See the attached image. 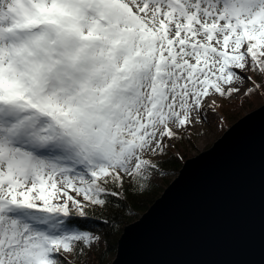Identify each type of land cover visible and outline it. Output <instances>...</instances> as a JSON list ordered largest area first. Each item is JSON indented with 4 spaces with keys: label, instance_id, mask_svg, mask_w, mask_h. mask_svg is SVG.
Instances as JSON below:
<instances>
[{
    "label": "snow or ice",
    "instance_id": "1",
    "mask_svg": "<svg viewBox=\"0 0 264 264\" xmlns=\"http://www.w3.org/2000/svg\"><path fill=\"white\" fill-rule=\"evenodd\" d=\"M264 95V0H0V264H74L220 100Z\"/></svg>",
    "mask_w": 264,
    "mask_h": 264
},
{
    "label": "water",
    "instance_id": "2",
    "mask_svg": "<svg viewBox=\"0 0 264 264\" xmlns=\"http://www.w3.org/2000/svg\"><path fill=\"white\" fill-rule=\"evenodd\" d=\"M111 264H264V103L187 159Z\"/></svg>",
    "mask_w": 264,
    "mask_h": 264
},
{
    "label": "trees",
    "instance_id": "3",
    "mask_svg": "<svg viewBox=\"0 0 264 264\" xmlns=\"http://www.w3.org/2000/svg\"><path fill=\"white\" fill-rule=\"evenodd\" d=\"M264 103V97L261 94L249 98H237L233 100H221L219 111L225 122L233 124L237 119L244 116L245 113L255 110ZM190 151L187 149H177L176 146L168 150V154L159 159L161 167L160 180L151 181L138 194L131 191L123 201L113 200L112 207L105 210L101 220H109L110 227L105 228L97 221L93 223L105 234L100 248L92 251L91 256H85L83 260L75 261L86 262V264H111L115 257L119 238L125 226L137 220V215L144 214L162 194L163 190L171 182V175L179 172L182 164L190 157Z\"/></svg>",
    "mask_w": 264,
    "mask_h": 264
},
{
    "label": "rangeland",
    "instance_id": "4",
    "mask_svg": "<svg viewBox=\"0 0 264 264\" xmlns=\"http://www.w3.org/2000/svg\"><path fill=\"white\" fill-rule=\"evenodd\" d=\"M220 103L221 100L218 101V104ZM218 109L219 107H217L214 111H210L206 109L204 113V115L206 116L205 120H203L200 124L196 125L195 128L191 129L189 134H186L182 140L173 141V144L176 145V148L189 150L190 151L189 158L195 157V154L198 155L199 152H203V151L206 152V150H208L214 144V142H216L217 139L222 136V134L226 131V129H228L232 125L228 122L227 123L225 122L221 112ZM162 157H160L159 159H161ZM176 174H178V172L171 175L172 176L170 177L171 181L175 178V176H177ZM160 177H161L160 170H158L157 174L152 178L151 181L158 182L160 180ZM137 217L140 218L141 215H137ZM86 263L87 261L77 262V264H86Z\"/></svg>",
    "mask_w": 264,
    "mask_h": 264
}]
</instances>
